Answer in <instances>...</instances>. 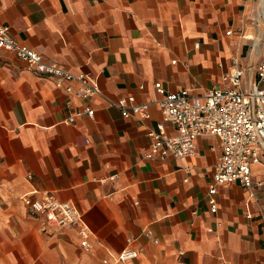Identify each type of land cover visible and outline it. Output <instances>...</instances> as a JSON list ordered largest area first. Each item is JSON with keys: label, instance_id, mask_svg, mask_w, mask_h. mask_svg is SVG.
<instances>
[{"label": "crops", "instance_id": "1", "mask_svg": "<svg viewBox=\"0 0 264 264\" xmlns=\"http://www.w3.org/2000/svg\"><path fill=\"white\" fill-rule=\"evenodd\" d=\"M0 24L100 90L79 98L76 80L57 84L0 51V264H121L127 247L137 250L128 264H264L263 165L252 164L251 190L219 185L213 212L216 136L199 137L191 156H144L158 122L175 133L154 82L199 95L229 86L222 77L235 66L253 70L264 0H0ZM128 95L147 117L111 103ZM85 105L93 116L77 113ZM32 190L74 205L92 247L76 226L30 214L22 196Z\"/></svg>", "mask_w": 264, "mask_h": 264}, {"label": "built area", "instance_id": "2", "mask_svg": "<svg viewBox=\"0 0 264 264\" xmlns=\"http://www.w3.org/2000/svg\"><path fill=\"white\" fill-rule=\"evenodd\" d=\"M259 42L264 43V25ZM0 51L14 53L36 72L54 77L57 84H61L62 80H76L79 87L74 94L79 98L88 99L100 92L97 84L86 75L75 74L15 40L6 24H0ZM222 79L229 86H214L199 95L192 94L187 88L175 92L166 91L161 82H154L155 92L161 95L157 103L163 120L173 124L175 133L166 134L163 122H158L156 129L148 133L151 142L144 153L149 159L164 158L167 155L187 157L194 154L199 137L216 136L221 152L208 189L210 209L213 212L217 209L214 194L219 185L238 182L251 190L255 185L252 164L264 166V59L253 70L235 66ZM139 88H143V84ZM66 90L71 91V88L67 86ZM111 103L120 107L125 117L131 114L148 116L147 103L136 101L133 95ZM81 112L93 116L94 109L85 105L77 113ZM74 118V114L70 115L68 122H73ZM256 184L260 185L261 182L257 181ZM37 194V190H32L22 196L29 213L57 227L76 226L80 246L89 250L92 247L91 232L74 205L57 199L49 192L41 197H36ZM136 256L137 250L127 247L118 252L114 259L121 264H128ZM107 261L103 260L105 263Z\"/></svg>", "mask_w": 264, "mask_h": 264}]
</instances>
